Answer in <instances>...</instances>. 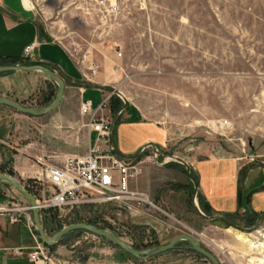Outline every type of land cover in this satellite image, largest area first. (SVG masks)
I'll use <instances>...</instances> for the list:
<instances>
[{"label": "rangeland", "instance_id": "rangeland-1", "mask_svg": "<svg viewBox=\"0 0 264 264\" xmlns=\"http://www.w3.org/2000/svg\"><path fill=\"white\" fill-rule=\"evenodd\" d=\"M85 1L89 0H29L43 38L60 42L84 72L90 74L87 64L93 63L110 79L120 73L119 81L112 83L122 80L132 100L120 115L126 112L129 121L148 117L172 130L169 155L184 158L198 152L203 156L206 151L248 158L256 155L257 144H264V0H125L127 13L132 11L129 19L105 22L109 27L83 14ZM119 30L126 31L121 34ZM132 30L144 35L132 42ZM148 32L159 52L153 54L148 48ZM114 40L124 41V57L135 55V66L125 70L111 63ZM83 55L86 59L80 63ZM81 74L74 79L87 82L94 76ZM48 80L19 103L49 104L57 86ZM80 90L67 85L60 104L42 116L0 105V173L13 172L41 204L51 196L50 187L29 182L27 175L21 178L14 166L29 171L30 165L40 169L36 158L57 164L67 154H85L89 135L87 118L80 113ZM105 92L101 100H107L113 119L116 112L109 105L115 109L123 101ZM164 161L150 146L132 161L138 172L130 179V188L143 192L151 204L97 200L78 207H41L46 234L51 236L71 223L96 224L135 248L146 249L187 233L221 264H264V219L255 231L242 232L250 235L252 244L238 237L240 231L202 218L192 206L191 182L184 169L164 167ZM0 186L14 188L3 181ZM196 203L199 206L197 199ZM30 214L32 218L31 210ZM251 219L235 221L251 227L256 221ZM46 247L59 264H211L181 240L176 248L145 260L83 230H70Z\"/></svg>", "mask_w": 264, "mask_h": 264}, {"label": "crops", "instance_id": "crops-1", "mask_svg": "<svg viewBox=\"0 0 264 264\" xmlns=\"http://www.w3.org/2000/svg\"><path fill=\"white\" fill-rule=\"evenodd\" d=\"M131 13V10L128 13L126 11L123 18L129 19L128 15ZM125 31L119 30L118 33L122 34ZM143 35L144 33L140 31L132 30V42ZM145 36L152 53L159 52L155 49L154 38L150 32ZM113 42L117 47L109 53L112 57L111 63L115 64L114 66L124 67L125 70L135 66V55L124 57V41L114 40ZM28 46L32 48L31 55L26 57L24 48ZM50 49L58 51L60 55L53 56ZM118 51L121 53L120 56ZM0 59L41 60L58 67L64 75L72 79L82 77L81 73L89 74L84 72V69L77 64L60 42L43 38L38 27L36 10L33 4L26 3L25 0H0ZM96 68L91 70L89 75L94 76L87 82L112 84L132 102L122 80L119 84L112 83L113 80L119 81L120 73H114L113 78L110 79L105 70L97 71ZM46 79L48 78L44 74L24 70L0 73V97L23 102L28 96L35 94L40 87L42 88L43 81ZM80 91L81 99L90 101L92 106L98 105L106 93L105 90L93 89ZM87 95L88 97L85 98ZM95 99L98 100L96 103H94ZM108 112V109L104 111L106 115H109ZM127 117L128 114L123 112L114 130L113 144L119 153L133 155L144 144L153 142L161 154H170L168 150L171 147L172 130L160 121L148 117L138 121L126 120ZM260 143L254 151L256 155L249 158L246 155L234 156L219 151L215 154L206 151L203 156H199L197 152L184 157L197 180V195L212 214L221 213L235 218H247L264 213V144ZM161 165L168 168H183L178 162L161 163ZM33 168L34 166L30 165L29 171H26L14 166L21 178L25 175L30 177L35 170ZM13 189L0 186V207L5 208V211L0 212V264H41L34 263L27 255L28 251L35 246L38 236L34 226L25 218L26 214L31 215L29 206L17 198L16 191ZM13 207L22 209L19 212L9 210ZM14 215L18 217V220H11V216ZM40 217H42L41 214ZM16 247L21 248L20 253L16 252Z\"/></svg>", "mask_w": 264, "mask_h": 264}, {"label": "built area", "instance_id": "built-area-1", "mask_svg": "<svg viewBox=\"0 0 264 264\" xmlns=\"http://www.w3.org/2000/svg\"><path fill=\"white\" fill-rule=\"evenodd\" d=\"M125 0H89L82 7L84 15L96 17L100 24L107 21L118 22L126 13ZM141 1V0H140ZM105 27L109 25L104 24ZM114 47H117L116 45ZM31 47L24 48V55H31ZM121 53L118 51V56ZM86 59V55L80 63ZM88 69L93 70L96 65L88 63ZM107 100L92 106L90 101H82L80 113L86 116L85 123L88 129L89 146L83 155H68L59 163H47L42 158H36L40 169H35L28 178L35 185H48L52 190L51 196L45 200L41 207H66L80 206L82 204L101 201H117L126 203L134 201L139 206L151 204L148 197L143 193L130 188V179L138 169L132 164L134 160H127L117 156L110 147V133L112 119L104 111L108 108ZM167 159L163 163H167ZM25 186V184H24ZM22 208L13 207L9 210L19 212ZM5 211L0 207V212ZM24 212V211H23ZM25 214V213H24ZM17 216H11V220H18ZM26 220L32 225L30 215H25ZM21 248L16 247L20 253ZM34 263L59 264L49 252L39 237L35 246L27 253Z\"/></svg>", "mask_w": 264, "mask_h": 264}, {"label": "water", "instance_id": "water-1", "mask_svg": "<svg viewBox=\"0 0 264 264\" xmlns=\"http://www.w3.org/2000/svg\"><path fill=\"white\" fill-rule=\"evenodd\" d=\"M23 70L26 72H39L47 76L50 80H52L57 86V94L55 98L49 104L45 106L31 107V106H24L23 104L15 100H12L10 98L0 97V105L11 107L17 110L18 112L28 114L31 116H42V115H45L51 112L52 109L54 110L60 104L64 96L65 87L67 85H72L80 89L108 90L111 93L118 95L123 101V105L120 106L119 110L113 116L111 133H110V147L117 156L123 159H127V160H136L139 157V155L142 153V151L145 148L150 146L156 155L162 156L164 159L173 160V161L180 163L185 169L186 177L193 185L192 205L194 209L196 210V212L202 218L206 220L220 221V223L221 222L224 223V225H226L227 228H232L237 231L250 233V232L255 231L259 223L262 222V220L264 219V213H262L257 217L253 226L243 227L231 221L229 218H227L225 215L221 213L212 214V215L204 214L201 211L198 204L196 203L198 183H197L196 178L191 172L190 165L187 163V161L184 158L180 156L161 154L153 142H148L144 144V146H142L133 155H125V154L119 153L113 144V135H114V130H115L118 117L120 113L127 108L129 104V100L123 95L122 92H119V90L115 88L114 86L108 85V84H97V83L74 80L68 77L67 75H64V73L58 67L48 62L41 61V60H25L20 63L0 65V73L23 71ZM0 181L6 182L10 184L11 186H13L23 197H25L29 201L28 205L32 213V222H33L34 228L37 232V236L39 237L40 241L44 245H52L58 242L64 235L69 233L70 230L71 231L83 230L91 234H94L98 237L107 239L109 242H112V244H114L115 246L119 247L120 249L134 256L137 259L145 260V259L152 257L153 255L155 256L157 254H160V253L176 248L178 242L181 240V241L188 242L189 248L203 255L205 258H207L211 262V264H221L219 258L215 254H213L211 251L204 248L201 242L196 237H193L192 235L187 234V233L177 234L173 236L166 244L157 245V246L146 248V249L135 248L134 246L120 239L114 232H112V230L110 231L108 229L97 227L96 225L88 224V223H80V222L71 223V224H68L60 228L55 233H53L51 236H48L46 234V231L40 219L41 205L38 203V200L35 198V196L30 191H28L27 188L24 186V184L20 180L15 178V176L13 175L0 173Z\"/></svg>", "mask_w": 264, "mask_h": 264}, {"label": "trees", "instance_id": "trees-1", "mask_svg": "<svg viewBox=\"0 0 264 264\" xmlns=\"http://www.w3.org/2000/svg\"><path fill=\"white\" fill-rule=\"evenodd\" d=\"M23 61H25V60H23V59H0V65H5V64H10V63H20V62H23ZM48 102V101H47ZM121 105V104H120ZM111 108H112V110H113V112H117L118 110H119V107L120 106H118L117 108H113V106H111V105H109ZM183 169H184V167H183ZM184 172H185V169H184ZM192 172V171H191ZM9 174L10 175H13L14 176V173L13 172H9ZM191 184V183H190ZM191 195H192V191H193V185L191 184ZM28 191L30 190L29 188L27 189ZM31 192V191H30ZM197 200H198V202H199V207H200V209H201V211L204 213V214H206V215H212V212L205 206V205H203L202 203H201V201H200V199H199V196L197 195ZM193 206V205H192ZM227 218H229L231 221H233V222H235L236 223V218L235 217H231V216H226ZM257 217L258 216H251V217H247L249 220L251 219V218H253V220H256L257 219ZM252 220V219H251ZM93 225H96V224H93ZM97 226V225H96ZM36 234H37V232H36ZM48 247H52L53 246V244L52 245H47Z\"/></svg>", "mask_w": 264, "mask_h": 264}, {"label": "bare ground", "instance_id": "bare-ground-1", "mask_svg": "<svg viewBox=\"0 0 264 264\" xmlns=\"http://www.w3.org/2000/svg\"><path fill=\"white\" fill-rule=\"evenodd\" d=\"M25 2H26V3H29L28 0H25ZM244 233H245V232H244ZM250 233H251V232H250ZM238 237H239V238H242L244 241H248V242L254 244V243H253L254 241H252V239L250 238V235H248V234H243V233L240 231V233H238Z\"/></svg>", "mask_w": 264, "mask_h": 264}]
</instances>
